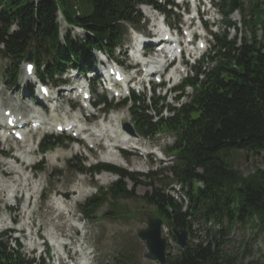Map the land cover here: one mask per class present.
<instances>
[{
    "label": "trees",
    "instance_id": "obj_1",
    "mask_svg": "<svg viewBox=\"0 0 264 264\" xmlns=\"http://www.w3.org/2000/svg\"><path fill=\"white\" fill-rule=\"evenodd\" d=\"M141 2L151 0H0V55L9 64L7 79L17 84L21 64L29 53L43 82L57 83L55 76L68 68L84 73L94 61V49L113 52L122 39V22H140L136 5ZM155 4L169 13L166 6ZM226 6L242 12L247 34L240 45L238 37L219 40L224 51L216 66L205 72L204 79L197 76L187 81L195 89L190 103L157 121L137 107L131 109L141 134L168 132L176 136L168 149L176 156L173 164L139 174L106 164L87 170L77 158L76 164L70 163L76 172L94 175L106 170L118 175L82 205L87 218H97L105 204L113 211L121 199L140 198L170 229L189 231L188 245L176 254L169 253L166 264H242L223 255L220 239L237 226L249 229L254 236L264 235V168L245 175L233 163L240 151L251 157L264 156V0H248L246 6L241 0H223L222 7ZM59 12L69 26L89 32L85 41L74 42L70 29L61 37ZM100 100L107 101L103 96ZM58 142L46 140L43 147L50 149ZM172 182L181 184L188 200L186 210L184 202L166 193ZM138 186L150 189L138 196ZM122 214L120 211L114 217ZM208 224L219 229L213 232ZM194 226L204 227V238ZM31 263L18 250L10 251L8 238L0 235V264ZM112 264L140 263L119 254Z\"/></svg>",
    "mask_w": 264,
    "mask_h": 264
},
{
    "label": "rangeland",
    "instance_id": "obj_2",
    "mask_svg": "<svg viewBox=\"0 0 264 264\" xmlns=\"http://www.w3.org/2000/svg\"><path fill=\"white\" fill-rule=\"evenodd\" d=\"M244 2H246V0H244ZM242 17L243 15L239 16L238 14H235L232 19L233 21L238 23L240 21V18ZM68 29L69 27L63 21V34H65ZM236 34L237 32H235L233 29L229 30L230 39L234 38V35L236 36ZM126 35H128V31ZM243 35H245L244 30L243 32H241L239 37L242 38ZM76 37L79 39L85 38L82 34H76ZM26 63H24L23 65V71L20 76V86H23L24 84L22 78L24 77V68ZM7 65L8 64L6 60H0V103L4 108L13 107L19 111L22 109L26 111V105L29 104V101L28 99H26V97H23L21 87L17 88L14 86V84L7 83L5 80L6 73H4V70ZM71 74L72 73L70 72L68 76H70ZM77 79H80V77ZM99 93H102L101 89H99ZM66 97L67 96L61 99V104H63V111H66L69 107V99L68 97ZM91 110L93 109L89 108L87 111H84L83 114H90L92 112ZM95 113L97 112L95 111ZM116 113L119 115H123V119L119 120L120 125L123 124V122L130 121V115L127 108L120 109L116 111ZM62 117H64L63 113ZM100 117L103 118V115ZM51 131L55 132V135H59L56 132L55 127H51ZM138 138L139 144L137 145L142 148H146L147 144L144 145L145 141L143 137ZM66 145L67 149L58 148L54 150V152H49L44 158V171L42 173L34 174L35 180L32 179V183L34 182V184L35 181H37L36 179L40 180L37 181V183H39L37 188L38 192L34 194V197L32 198V201L29 205V211L31 209L34 210L32 217L36 223L32 225L31 220H28L27 218L24 219L26 209L24 207V197L19 201H13L15 204V208H12L11 215L15 218V223L18 224L20 222H23V220H25L24 222H27L28 220L30 222V226H33L32 235L36 241L35 243L33 242V245H31V242L28 239V236H30L29 230H27L25 234L11 233L13 237L19 238L18 241L23 244L21 250L22 253L26 256V258H45V264H49L50 260L44 256L39 257V254L44 251L45 245L50 246L51 242L48 241L46 237H48L49 232L53 230L55 226L59 233L72 236L71 243L73 249L70 250V255L75 256V258L77 259L80 257L74 255V251L78 250L79 245L85 242L93 250L95 256L93 259V264H112V260L114 259V257L118 256L119 254H126L129 259H133L140 264H158L144 258L143 255L146 252V247L137 236V230L146 227V225L144 224V215L149 210H151V207L146 205L140 198L121 199L118 203H116L117 206L113 211H110V207L105 204L98 213L97 218L93 220H86L84 218V215L81 213L80 205L83 204V202L87 198H89L93 194V192H95V187H107L117 179V176L107 174L110 177L107 181H104L99 177V175L92 176L88 173L79 175L76 172L72 171L67 163L75 154H78V157L87 158V165H91L101 161H111L110 159H107L105 157H108L109 155H107L108 153L106 152L104 146H102V143L92 150H90L87 145L86 148H83V146L76 147V145L70 144ZM19 146L18 148H20ZM14 147L16 148V146ZM7 149L8 145H4L3 143L0 144V169L3 170L7 169V162L9 161L8 159L3 158V154L1 155V153H4ZM55 152H59L61 154V157L58 160H55L53 158ZM14 153L16 152H13V154ZM40 158L41 157L39 156L38 152L28 157L31 163H37ZM113 163L123 165L124 167L133 171H149L152 169L159 170L164 166L159 162L151 161L147 156H130L126 160L124 159V163L120 159H114ZM233 163L236 168L241 169V171H243L245 175H248L250 173H253L254 169L257 167L264 168V156L263 154H258L255 157H251L249 153L246 154L244 151H240L233 158ZM27 174L33 176V171H30L28 169ZM17 176L19 175H16V173H11L6 176V178L9 182H11L15 178H17ZM79 182L85 183V186L91 185L92 187H94L91 189H83L80 198L76 203H74L72 212L75 217H78L80 219V221L76 224L72 219L73 217L69 215L70 213L69 211H67L68 209L63 210V216L60 220L61 212L53 209L51 201H53L55 193L62 192L61 194L64 196V198L67 201L70 200L69 202H72L71 198L75 196V193L72 190H75ZM148 191L149 188L144 186H138L136 188V194L138 196H143ZM66 195H68V197H66ZM8 196L9 191L0 193L1 219L2 217L7 215V212L4 208V200ZM66 208H69V206ZM120 211L124 213L122 214L123 216L119 218L114 217V215L119 213ZM105 213H107V215H105ZM82 219H84V221ZM51 220H54L53 226H50ZM75 225H77V228ZM10 226L15 227V229L20 227V225H12L9 222H0V232L4 230V227ZM211 227L213 232L219 229L218 226L212 225ZM196 232L200 237H205L206 231L204 227L200 230H196ZM171 242V254H176L178 248L174 240ZM219 243L223 255L235 257L238 263L260 264L262 262L264 264L263 234L254 236V234L249 229L244 230L242 227L237 226L232 234H230L227 238L220 239ZM51 250V256L54 258V262L51 264H59L56 261V252L53 248H51ZM65 257V254H63L64 259L60 264H82L80 261H67L65 260Z\"/></svg>",
    "mask_w": 264,
    "mask_h": 264
},
{
    "label": "bare ground",
    "instance_id": "obj_3",
    "mask_svg": "<svg viewBox=\"0 0 264 264\" xmlns=\"http://www.w3.org/2000/svg\"><path fill=\"white\" fill-rule=\"evenodd\" d=\"M44 98V97H42ZM45 99V98H44ZM54 105V104H53ZM55 109L56 111L58 112L59 111V108H61V104H57L56 102V105H55ZM1 114H0V123H1ZM56 116H54V118H51L50 121H52L53 119H55ZM119 118L117 116H115V114H111L109 119L107 120H104L102 124H100L102 130L101 131H104V133L102 134L103 135V138H115L116 141L120 142L121 144H124L125 146H135L134 144L136 142L134 141H137L138 138L137 137H132L130 136L129 134H126V132H124L121 127H119V132L117 130L114 129V125L116 122H118ZM50 121L46 124H41V126L39 127V129L41 128H47L49 125H52L50 123ZM61 124V123H58L55 126V128H57V126ZM120 132H122L123 135L120 134ZM94 134H90V136H93ZM27 135H25V138L24 140H22L21 144H20V148L19 150H22V154H24L23 156H21L20 154H18L17 156L19 157L20 161H22V164L20 165L21 166V169H16V166L13 165L12 163H7V169L5 172H3V174L5 176L11 174V173H16V175H19L17 176V178H15L14 180H12V183L11 184H8V185H0V193H5L6 191H9L10 194L12 193H16V192H21V191H27V194L30 195V196H34V194L37 193V188H38V183H35L34 182L32 183V179L33 177L29 174H26V173H22L20 172V170H26L27 166H23L25 163H27L28 161V156L30 155V153H32V150H30V144L28 143L29 140L27 139ZM97 141V139H96ZM95 141V143H97ZM134 143V144H133ZM18 150V151H19ZM58 157V155H54V159H56ZM18 163V162H17ZM19 170V171H18ZM99 177L104 180V181H107L109 179V175H107L106 173H102L101 175H99ZM84 185L85 183L83 182H79L77 187L75 188V190H72L74 193H75V196L71 198V201L72 202H69L67 201L64 196H62V192H58L56 193V196L54 198V200L52 201V207L54 210H58V212H61L60 215H61V218L60 220L62 219V212L64 209H68L67 211H69V215L71 217H74V214L72 212V209L74 207V203L79 199V197L81 196V193L83 191V188H84ZM13 196V195H12ZM10 197H8L9 199ZM70 203V204H69ZM28 204V198H25V201H24V207L26 208ZM11 206H14L13 202L11 204ZM69 208H66L68 207ZM33 213H34V210L31 209L30 211L28 210H25V215H24V219H28V220H31L32 219V216H33ZM59 217V216H58ZM27 220V222H24L23 225H22V228L24 229H27V227L29 228L30 226V222ZM30 236L29 237V241L31 242V244H33V242L35 243V239L31 236L32 234H29ZM56 247V246H55ZM54 247V250L58 251L59 250V247L58 248H55Z\"/></svg>",
    "mask_w": 264,
    "mask_h": 264
},
{
    "label": "water",
    "instance_id": "obj_4",
    "mask_svg": "<svg viewBox=\"0 0 264 264\" xmlns=\"http://www.w3.org/2000/svg\"><path fill=\"white\" fill-rule=\"evenodd\" d=\"M33 59L30 54L28 60ZM133 133V132H132ZM146 228L137 230L138 238L143 241L147 251L144 253V258L159 264H166L167 261V239L162 237L163 220L154 215L152 211L146 213L144 217ZM177 237V244L184 248L187 244V231H173Z\"/></svg>",
    "mask_w": 264,
    "mask_h": 264
},
{
    "label": "snow or ice",
    "instance_id": "obj_5",
    "mask_svg": "<svg viewBox=\"0 0 264 264\" xmlns=\"http://www.w3.org/2000/svg\"><path fill=\"white\" fill-rule=\"evenodd\" d=\"M29 71H31V66H29Z\"/></svg>",
    "mask_w": 264,
    "mask_h": 264
}]
</instances>
